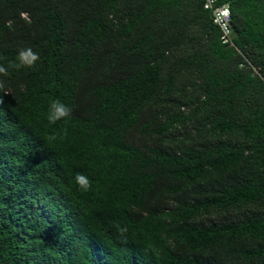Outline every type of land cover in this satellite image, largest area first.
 Returning <instances> with one entry per match:
<instances>
[{
	"label": "trees",
	"instance_id": "trees-1",
	"mask_svg": "<svg viewBox=\"0 0 264 264\" xmlns=\"http://www.w3.org/2000/svg\"><path fill=\"white\" fill-rule=\"evenodd\" d=\"M217 5L233 46L202 0H0V64L40 55L0 77V264H264V0Z\"/></svg>",
	"mask_w": 264,
	"mask_h": 264
},
{
	"label": "clouds",
	"instance_id": "clouds-1",
	"mask_svg": "<svg viewBox=\"0 0 264 264\" xmlns=\"http://www.w3.org/2000/svg\"><path fill=\"white\" fill-rule=\"evenodd\" d=\"M40 60L38 52L33 51L31 48L22 49L18 52L17 60L10 61L7 66L0 64V77H7L9 69H35L37 62ZM5 82L0 80V89L4 87ZM2 102V100H0ZM72 108L69 105L64 104L58 99L51 101L49 105L48 114L46 116L48 125H55L58 121L67 120L70 118ZM58 137L53 134L49 136L50 140H56ZM63 138V137H60ZM75 183L77 184L78 190L87 192L91 189L92 184L82 174H77L75 177Z\"/></svg>",
	"mask_w": 264,
	"mask_h": 264
},
{
	"label": "built area",
	"instance_id": "built-area-1",
	"mask_svg": "<svg viewBox=\"0 0 264 264\" xmlns=\"http://www.w3.org/2000/svg\"><path fill=\"white\" fill-rule=\"evenodd\" d=\"M203 9L210 13L212 22L220 32L222 45L233 46L230 29V11L227 5L218 6L217 0H202Z\"/></svg>",
	"mask_w": 264,
	"mask_h": 264
}]
</instances>
